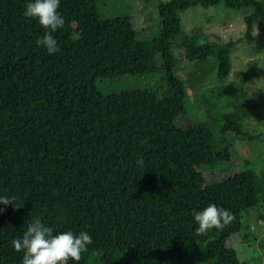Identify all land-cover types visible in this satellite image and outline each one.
I'll return each mask as SVG.
<instances>
[{
    "label": "trees",
    "instance_id": "obj_1",
    "mask_svg": "<svg viewBox=\"0 0 264 264\" xmlns=\"http://www.w3.org/2000/svg\"><path fill=\"white\" fill-rule=\"evenodd\" d=\"M99 1L60 0L65 23L53 33L60 51L48 54L34 43L41 27L21 15L24 0H0V194L18 205L0 204V264H19L10 240L37 217L57 230L89 232L93 243L79 264L260 260L242 215L264 208V170L211 185L201 173L241 160L234 140L256 139L245 128L255 106L243 93L231 113L214 114L211 104L206 120L188 123L172 50L190 63L216 58L218 79L227 78L232 50L243 39L252 43L255 25H264V0L160 3L151 41L138 39L128 17H102ZM219 4L245 12L243 39L181 31L180 12ZM159 73L164 85L155 91L103 95L96 85ZM210 202L234 219L198 234L189 210Z\"/></svg>",
    "mask_w": 264,
    "mask_h": 264
},
{
    "label": "rangeland",
    "instance_id": "obj_2",
    "mask_svg": "<svg viewBox=\"0 0 264 264\" xmlns=\"http://www.w3.org/2000/svg\"><path fill=\"white\" fill-rule=\"evenodd\" d=\"M171 0H101L98 8L102 17L111 19L130 18L138 39L151 41L158 37L160 3ZM180 29L192 33L202 29L213 33L227 42L244 38L245 12L235 11L222 4L203 7L196 5L178 14ZM172 55L177 65L174 74L183 82L188 99L185 105L187 121L200 122L208 117L206 108L214 104V114H227L233 111L232 103L242 101V94L254 104L251 117L245 121V128L256 136L253 143L236 139V149L240 161L229 163L221 169L201 170L206 184L211 185L245 169L259 173L264 170V25H255L252 43L244 39L231 52V71L227 78L219 80L218 62L211 58L207 63H190L185 59L182 49H173ZM98 90L103 95L120 94L130 90H157L164 85L163 73L143 76H124L118 80H98ZM182 125L187 123H181ZM226 168V169H225ZM243 232L255 240L260 251V260L249 264H264V208L257 206L242 215Z\"/></svg>",
    "mask_w": 264,
    "mask_h": 264
},
{
    "label": "clouds",
    "instance_id": "obj_3",
    "mask_svg": "<svg viewBox=\"0 0 264 264\" xmlns=\"http://www.w3.org/2000/svg\"><path fill=\"white\" fill-rule=\"evenodd\" d=\"M59 5L60 0H24L21 13L41 27L42 33L34 43L48 54L60 51L59 43L53 35L65 23L64 16L58 11ZM138 163H143L142 158ZM0 204L18 206L16 197L7 194H0ZM189 211L194 231L198 234L213 228H223L234 219L229 209L211 202ZM57 228L58 226L44 223L39 217L27 223L22 234L10 240L13 250L22 253L19 264H69V261L79 264L81 254L93 243L92 236L87 230L74 232L71 229Z\"/></svg>",
    "mask_w": 264,
    "mask_h": 264
}]
</instances>
